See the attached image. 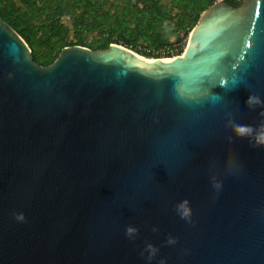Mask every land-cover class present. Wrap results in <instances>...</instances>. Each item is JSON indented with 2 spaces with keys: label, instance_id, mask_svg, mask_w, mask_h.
Instances as JSON below:
<instances>
[{
  "label": "water",
  "instance_id": "obj_1",
  "mask_svg": "<svg viewBox=\"0 0 264 264\" xmlns=\"http://www.w3.org/2000/svg\"><path fill=\"white\" fill-rule=\"evenodd\" d=\"M157 60L0 19V264H264V0Z\"/></svg>",
  "mask_w": 264,
  "mask_h": 264
},
{
  "label": "trees",
  "instance_id": "obj_2",
  "mask_svg": "<svg viewBox=\"0 0 264 264\" xmlns=\"http://www.w3.org/2000/svg\"><path fill=\"white\" fill-rule=\"evenodd\" d=\"M213 4L214 0H0V19L42 67L72 46L95 51L114 44L157 60L161 57L153 52L172 44H179L181 55L187 35Z\"/></svg>",
  "mask_w": 264,
  "mask_h": 264
},
{
  "label": "built area",
  "instance_id": "obj_3",
  "mask_svg": "<svg viewBox=\"0 0 264 264\" xmlns=\"http://www.w3.org/2000/svg\"><path fill=\"white\" fill-rule=\"evenodd\" d=\"M221 1H224V0H214V3H219ZM225 1H229V0H225ZM232 1H240V0H232ZM145 51H148V50H145ZM179 52V44H172V45H169V46H165L157 51H154L153 53L155 55H159L161 58L160 59H170V58H173L175 56H179L178 54Z\"/></svg>",
  "mask_w": 264,
  "mask_h": 264
},
{
  "label": "bare ground",
  "instance_id": "obj_4",
  "mask_svg": "<svg viewBox=\"0 0 264 264\" xmlns=\"http://www.w3.org/2000/svg\"><path fill=\"white\" fill-rule=\"evenodd\" d=\"M139 58H140V59H143V60H146V61H148V62H150V63H156V62L159 61V60H149V59H146V58H144V57H142V56H140V55H139Z\"/></svg>",
  "mask_w": 264,
  "mask_h": 264
},
{
  "label": "rangeland",
  "instance_id": "obj_5",
  "mask_svg": "<svg viewBox=\"0 0 264 264\" xmlns=\"http://www.w3.org/2000/svg\"><path fill=\"white\" fill-rule=\"evenodd\" d=\"M69 23V21L68 20H65V24H68ZM188 37H189V34L187 35V38H186V40H185V46H184V48H183V51H184V49H185V47H186V44H187V41H188ZM90 40V39H89ZM122 47V46H121ZM183 51H182V53H183ZM181 53V54H182ZM180 56V55H179Z\"/></svg>",
  "mask_w": 264,
  "mask_h": 264
}]
</instances>
